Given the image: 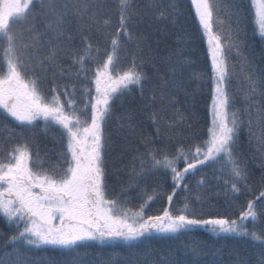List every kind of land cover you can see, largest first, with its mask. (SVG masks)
Here are the masks:
<instances>
[{"label": "snow or ice", "instance_id": "1", "mask_svg": "<svg viewBox=\"0 0 264 264\" xmlns=\"http://www.w3.org/2000/svg\"><path fill=\"white\" fill-rule=\"evenodd\" d=\"M191 4L210 61L207 126L202 132L194 131L175 107L180 103L175 93L185 86L176 77L182 75V65L191 61L171 65L168 73L173 89L166 94L168 107L159 110L170 108L171 116H150L155 131L138 136L127 166L129 179L126 186L118 182L117 191L108 183L105 126L117 102L123 103L122 97L130 96L135 88L142 91L149 79L143 71L145 61L128 46L143 41L139 24L145 9L155 10L163 19L173 14L174 5L166 0L144 5L136 0H112L111 4L105 0H0V48L7 64V71L0 75V115L22 129L17 132L5 125L6 139L13 135L24 138L41 121L45 134L49 125L60 131L59 138L53 137L54 146L44 152L34 133L30 134L33 138L22 139L10 149H0L5 153L0 156V214L14 227L0 252V264H30L31 249L51 246L75 252L92 241L110 247L119 241H148L157 234L179 237L197 229L215 236L251 237L254 249L258 247V264H264V63L257 65L251 50L242 51L248 47L240 39L244 34L243 0H231L227 28L217 22L215 30L214 10L220 5L215 0H191ZM250 6L264 40V0H250ZM41 17L46 18L43 32L37 27ZM93 32L110 42V48L101 49L98 41L94 43ZM45 36L49 38L42 41ZM44 43L48 45L46 55L33 57L36 70L28 76L22 50L39 52ZM233 53L239 57V76L237 65L230 63ZM61 54L67 55L70 65L58 63ZM122 54L129 63L118 69ZM260 59L264 61V50ZM86 61L95 64L94 72ZM72 66H78L75 73ZM74 75L81 81L79 104L73 98L76 83L57 82V77L70 80ZM193 79L199 75L193 73ZM236 79H242V88L233 85ZM236 91H243L241 109L235 107ZM126 119L135 134L134 115ZM244 123L250 143L252 138L256 140L253 151L259 153L258 180L249 167V159L255 157L240 149ZM254 127L259 135L252 131ZM172 129L177 131L172 133ZM206 169L212 170L211 179L219 189L215 197L196 194L205 185L213 187ZM197 175L200 179L194 190L190 183ZM150 179L156 182L149 191L141 181ZM134 187L140 190L139 203L132 207L128 193ZM178 191L185 193L179 206L175 203ZM157 200L163 206L149 214L150 202ZM246 221H251V228Z\"/></svg>", "mask_w": 264, "mask_h": 264}, {"label": "trees", "instance_id": "2", "mask_svg": "<svg viewBox=\"0 0 264 264\" xmlns=\"http://www.w3.org/2000/svg\"><path fill=\"white\" fill-rule=\"evenodd\" d=\"M111 4L112 0H105ZM137 4L144 5L151 0H136ZM167 3L174 5L173 14L161 19L155 10L145 9V16L139 24V33L143 37L142 43L139 45L130 44L128 47L138 51L139 56L145 61L143 71L149 77L148 81L143 85V90L135 88L131 95L122 97L123 103L120 101L114 106L113 115L107 121L105 126V134L108 137V146L106 151L107 170L109 173L108 183L114 190H119V183L126 182L129 179L127 166L134 155L133 148L138 144V136L140 134L152 135L156 125L153 124L150 116L153 113H159L158 118L167 119L171 116L169 108L166 112H160L163 107H168L165 103L167 93L171 92L173 85L169 83L172 77L168 73V69L173 64L181 63L183 60L191 61L190 64H184L182 75H178L176 79L185 81L178 92L175 93L180 103L175 107L179 108L187 118V123L192 125L194 131H203L208 122V106L211 101V85L208 80L209 73V58L207 55V44L202 37V31L199 28L195 18V10L191 4V0H166ZM220 7L214 10V30L217 27V22L220 26L227 28L229 24V11L227 5L231 0H215ZM244 16L243 29L244 34L240 39L244 40L248 45L242 49L244 52L251 50L255 57V63L260 65L264 63L260 59V53L264 50V40L260 39L256 25L255 17L252 13L250 0H243ZM44 17L37 20L38 29L45 31ZM115 20V17H113ZM19 29L21 25H16ZM74 28L75 25L73 24ZM49 37H42V41H46ZM93 42H99V47L110 48V42L106 41L102 35L92 33ZM48 45L46 43L39 49V52H34L33 49L22 50L23 63L28 69V76H32L36 70V64L33 57H42L46 55ZM58 63L70 65V61L66 54H61L58 57ZM128 59L122 54L120 61L116 67L124 68L128 65ZM230 63L237 65V73L239 76V57L233 53ZM78 66H72L71 71L75 73ZM86 67L95 70V64L86 61ZM7 71L6 58L3 49L0 48V75ZM89 72V75H92ZM193 73L199 75V79H193ZM57 82L60 84L76 83L77 92L74 99L79 104L80 92L79 86L81 81L74 75L70 80H64L57 77ZM234 86L243 87L242 79L233 81ZM49 85L45 82V87ZM90 88L94 85L89 84ZM185 92L187 95H185ZM162 93L165 94L162 96ZM155 97V99H153ZM63 100V97H61ZM235 107L241 109L244 107L243 91L235 92ZM2 112V110H0ZM134 115V125L136 133L133 134L127 127L128 120L126 117ZM243 119V117H241ZM16 129L17 132L22 131L16 123L7 120L3 115H0V149H10L14 144L22 142V139L33 138L31 133H34V138L39 144L42 152L48 148H52L53 137L59 138L60 131L52 125L48 126V133L41 131L44 127L43 121L35 129L26 131L25 137L20 138L13 135L11 140H7V132L4 126ZM163 128V125H161ZM163 130L167 131L166 128ZM183 131V128L179 129ZM172 133L177 131L171 130ZM252 131L259 135V129L253 128ZM240 149L249 157V167L251 168L254 178L258 180L261 173L259 167V153L253 151L256 140L251 139L247 123L241 125L239 134ZM59 150V145H56ZM4 151H0V156H3ZM205 172L209 177V183L213 187L209 188L205 185L199 189L196 194H203L208 197H215L219 189L215 187L216 181L211 179L212 170L206 169ZM199 175L191 178L190 186L195 190L196 182L199 180ZM156 181L150 179L141 181L142 186H146L150 191ZM163 184V181H160ZM170 183V182H169ZM167 188L168 184H163ZM139 189L132 188L129 190L131 198L130 206L135 207L139 203ZM185 195L184 192L178 191L175 197V203L179 206L180 199ZM189 197L192 193H188ZM222 196V192H221ZM223 204L222 199L218 201ZM163 206V201L157 200L155 203L150 202V213L156 214V210ZM249 228L252 227L251 221L245 222ZM260 226L257 225V228ZM14 232V227H10L2 214H0V252L4 250L5 241L8 240ZM194 242H198L196 245ZM257 245L259 242H255ZM195 247V252L192 251ZM67 250L58 249L57 252L51 253L50 258L44 259L42 264H73L74 260L79 261V264H238L240 260H244L246 264H258L260 256L258 247L254 249V242L251 237H239L233 235L215 236L205 229H197L191 233L177 236H169V234H157L152 239L144 242H136L130 244L128 242H115L112 246H106L98 241H92L83 246L77 251L76 256H70Z\"/></svg>", "mask_w": 264, "mask_h": 264}, {"label": "rangeland", "instance_id": "3", "mask_svg": "<svg viewBox=\"0 0 264 264\" xmlns=\"http://www.w3.org/2000/svg\"><path fill=\"white\" fill-rule=\"evenodd\" d=\"M82 248V247H81ZM81 248L77 249L75 252H69L67 251L66 253L70 256H76L77 251L80 250ZM59 248L55 247H46V248H41V249H31L28 251V258L30 260V264H42L44 259L50 258L51 253H55L58 251Z\"/></svg>", "mask_w": 264, "mask_h": 264}]
</instances>
